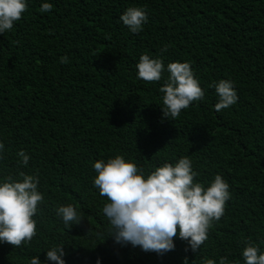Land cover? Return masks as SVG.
<instances>
[{
    "label": "trees",
    "instance_id": "obj_1",
    "mask_svg": "<svg viewBox=\"0 0 264 264\" xmlns=\"http://www.w3.org/2000/svg\"><path fill=\"white\" fill-rule=\"evenodd\" d=\"M43 2L51 11L39 10ZM133 6L149 16L138 34L120 21ZM145 53L165 66L189 62L205 97L165 117L159 89L168 73L138 78ZM221 79L234 81L239 99L217 111L210 85ZM0 140V178L38 175L44 194L37 234L20 247L0 244V264L44 261L58 244L66 264H243L248 242L264 251V0H28L22 19L0 34ZM116 155L146 173L190 156L199 182L220 174L229 183L225 214L199 252L179 238L159 255L109 236L93 164ZM69 203L83 219L71 229L56 212Z\"/></svg>",
    "mask_w": 264,
    "mask_h": 264
},
{
    "label": "clouds",
    "instance_id": "obj_2",
    "mask_svg": "<svg viewBox=\"0 0 264 264\" xmlns=\"http://www.w3.org/2000/svg\"><path fill=\"white\" fill-rule=\"evenodd\" d=\"M52 7V3L43 2L39 10L49 12ZM27 9L28 0H0V34L11 31ZM148 20L143 7H129L120 16V21L133 34L140 33ZM60 61L66 64L69 58L62 56ZM136 68L138 78L146 82L160 81L163 73H168L159 90L164 116L170 120L205 97L189 62L175 61L165 66L162 58L145 53ZM210 87L216 90L217 111L237 103L239 96L234 81L221 79ZM4 149L5 144L0 140V160L4 159ZM17 155L27 166L31 156L25 150ZM93 167L97 173L94 187L108 198L103 213L110 224L109 236H114L118 244H131L145 252L164 255L176 248V238L187 242L186 251L199 252L213 223L224 216L231 198L230 185L222 175L216 174L207 185L196 179L199 173L190 156L180 157L175 163L165 162L147 173L124 155L98 160ZM39 185L38 175L25 172H20L18 178L12 175L0 178V244L20 247L37 234L36 216L44 201ZM56 212L69 229L83 220L71 203L60 205ZM65 256L64 244H58L46 251L44 261L36 255L30 258V264H66ZM242 257L243 264H264V251L255 242L247 243ZM184 264H189L187 257ZM204 264H217V261L205 258ZM219 264H229L228 258L221 257Z\"/></svg>",
    "mask_w": 264,
    "mask_h": 264
}]
</instances>
